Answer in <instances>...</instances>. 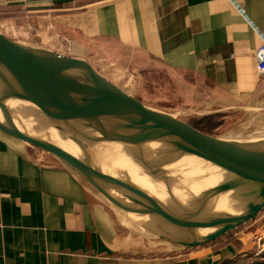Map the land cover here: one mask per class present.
<instances>
[{
  "label": "crops",
  "instance_id": "obj_1",
  "mask_svg": "<svg viewBox=\"0 0 264 264\" xmlns=\"http://www.w3.org/2000/svg\"><path fill=\"white\" fill-rule=\"evenodd\" d=\"M1 20L26 30L28 41L44 29L42 48L154 79L176 109L264 99V74L255 69L264 0H0ZM240 229L234 242L228 234L192 250L141 237L74 173L0 133V264H224L261 256L264 212Z\"/></svg>",
  "mask_w": 264,
  "mask_h": 264
},
{
  "label": "water",
  "instance_id": "obj_2",
  "mask_svg": "<svg viewBox=\"0 0 264 264\" xmlns=\"http://www.w3.org/2000/svg\"><path fill=\"white\" fill-rule=\"evenodd\" d=\"M8 33L0 30L1 134L50 156L148 236L179 250L214 242L264 212V135L209 134L146 106L91 63ZM118 166L146 176L163 199ZM214 175L224 178L195 193L188 189ZM176 189L193 199L182 203ZM224 194L230 211L217 207Z\"/></svg>",
  "mask_w": 264,
  "mask_h": 264
},
{
  "label": "rangeland",
  "instance_id": "obj_3",
  "mask_svg": "<svg viewBox=\"0 0 264 264\" xmlns=\"http://www.w3.org/2000/svg\"><path fill=\"white\" fill-rule=\"evenodd\" d=\"M5 27L9 30V36L17 41L26 43V44H37V47L40 46L43 39L47 40V37L50 35L44 34V29L39 31L38 34H42L41 38H38L37 40H27L25 36L21 34V32L26 33L25 31H19L18 26L15 24L1 20L0 21V30H3ZM40 44V45H38ZM34 45V46H35ZM58 49V47H56ZM55 48V49H56ZM49 50V49H48ZM62 51V50H60ZM55 52V51H53ZM61 55L68 56L70 52L67 50H63L60 52ZM58 53V54H60ZM68 57H74L78 59H82L79 57H75L72 55H69ZM84 60V59H83ZM87 60L92 61L90 57H87ZM86 61V60H85ZM87 61V62H89ZM94 67L102 74L104 75L108 80H110L112 83L120 87L124 92L134 96L135 98L139 99L141 102H143L146 106L163 111L166 113L173 114L180 119H183L184 121L202 129L203 131L220 137L225 138H237V139H252L259 136L264 135V99H261L255 103L247 104V105H230V106H212L211 109L203 107V106H182L180 109H176L174 104L172 103L170 94L164 96L161 94H158V91L156 90L154 79H149L147 82L143 81L140 77H136V75H131L132 73H127L124 71H114L116 69V66L108 67L104 65L105 63L101 62H95L92 63ZM166 97V98H164ZM46 155V154H45ZM47 157H49L47 155ZM223 178L217 175L211 176L208 179H200L201 181H212V183L215 185L221 181ZM197 180V179H196ZM194 180L193 183L196 181ZM143 186L145 189H147L151 194L162 198L161 196H164L162 193V189L155 184H153L152 181H150L146 176L142 174V181ZM186 183H192V182H186ZM194 188H188L192 192H196L198 190H201V188H207L199 187L198 185H194ZM190 191H181V190H173L172 193L175 197L181 200H189L193 199V194L190 193ZM223 199L225 197H222ZM128 225H130L132 230L137 231V233L141 237H147L152 238L148 236L149 234L142 233L139 230L135 229V227L131 224L130 221H128L126 218H124ZM239 229L238 231H240ZM236 231L230 233L231 239L235 240V234ZM264 253H261L259 257L250 258V253H248L249 258L243 262L238 264H264ZM252 259V260H251Z\"/></svg>",
  "mask_w": 264,
  "mask_h": 264
},
{
  "label": "bare ground",
  "instance_id": "obj_4",
  "mask_svg": "<svg viewBox=\"0 0 264 264\" xmlns=\"http://www.w3.org/2000/svg\"><path fill=\"white\" fill-rule=\"evenodd\" d=\"M114 165H118V164H116V163H114ZM118 167H120V168H122L123 170H125L127 173H128V175L130 176V178L132 179V181L133 182H135L136 184H138L139 186H141V187H143L144 188V186H143V183L141 182L142 181V174L141 173H139L138 171H136V170H134L132 167H124V166H118ZM224 178V177H223ZM222 178V179H223ZM221 179V180H222ZM195 184L194 185H198L199 187H204V186H206V187H210V186H213L214 184L212 183V181H201V180H196L195 182H194ZM218 184V183H217ZM216 185V184H215ZM162 197V199H163V197L164 196H161ZM222 197H225L224 199L222 198ZM159 199H161V198H159ZM178 199V198H177ZM182 203H184V204H186L187 202H190L191 201V199H189V200H181V199H179ZM217 201H218V209L219 210H222V211H227V210H229V208H230V206H231V204H232V201L230 200V198H229V194H224V195H222V196H219L218 198H217ZM189 207V206H188ZM230 211V210H229ZM132 224V223H131ZM134 227H135V229H137V230H139L140 232H142V233H146V234H148L147 233V231L146 230H144L142 227H140L139 225H136V224H132Z\"/></svg>",
  "mask_w": 264,
  "mask_h": 264
},
{
  "label": "built area",
  "instance_id": "obj_5",
  "mask_svg": "<svg viewBox=\"0 0 264 264\" xmlns=\"http://www.w3.org/2000/svg\"><path fill=\"white\" fill-rule=\"evenodd\" d=\"M255 69L259 75L264 74V40L255 52Z\"/></svg>",
  "mask_w": 264,
  "mask_h": 264
},
{
  "label": "trees",
  "instance_id": "obj_6",
  "mask_svg": "<svg viewBox=\"0 0 264 264\" xmlns=\"http://www.w3.org/2000/svg\"><path fill=\"white\" fill-rule=\"evenodd\" d=\"M231 235H232V234H229V235H228V240H229L230 242H234V240L231 239ZM224 264H238V262L235 261V260H232V261L229 260V261H226Z\"/></svg>",
  "mask_w": 264,
  "mask_h": 264
}]
</instances>
